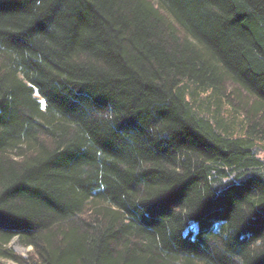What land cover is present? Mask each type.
Masks as SVG:
<instances>
[{"label": "trees", "instance_id": "trees-1", "mask_svg": "<svg viewBox=\"0 0 264 264\" xmlns=\"http://www.w3.org/2000/svg\"><path fill=\"white\" fill-rule=\"evenodd\" d=\"M0 264H264V0H0Z\"/></svg>", "mask_w": 264, "mask_h": 264}, {"label": "rangeland", "instance_id": "rangeland-1", "mask_svg": "<svg viewBox=\"0 0 264 264\" xmlns=\"http://www.w3.org/2000/svg\"><path fill=\"white\" fill-rule=\"evenodd\" d=\"M9 246H11L18 254L20 255H28L30 253V246L23 245L19 242L17 237H14L10 243Z\"/></svg>", "mask_w": 264, "mask_h": 264}]
</instances>
